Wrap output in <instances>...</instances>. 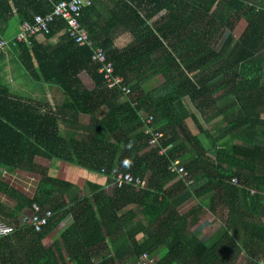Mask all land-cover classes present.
<instances>
[{
  "label": "trees",
  "instance_id": "trees-1",
  "mask_svg": "<svg viewBox=\"0 0 264 264\" xmlns=\"http://www.w3.org/2000/svg\"><path fill=\"white\" fill-rule=\"evenodd\" d=\"M59 1L0 0V34L8 40L14 39L25 20H33L36 14L51 12ZM96 1H109V12L101 22L91 23L86 17L90 16ZM80 21L95 45L108 51L115 73L124 77L131 93L123 94L117 88L108 89L105 86L103 75L99 73L100 64L92 59V50L78 45L68 36L67 23L61 17L55 18L50 31L45 34L49 39L60 33L61 43L57 46L47 50L37 43L36 37L32 38L31 44L11 43L18 61L29 75L37 81L57 85L66 98L57 108L59 111L55 112L47 102L18 95L0 82V192L16 201L10 207L0 199V220L16 224L20 218L31 213L33 203L51 208L55 215L41 231L26 227L12 234L25 235V246L30 250L35 240L42 241L52 232L57 213L63 212L64 216L71 214L75 218L71 229L74 227L85 236L87 227V232H95L98 236L88 246V252L75 255V260L78 264H89L91 258L97 256L91 248L103 241V227L109 235L112 233L111 224H121L117 215L119 200L110 201L100 193L95 195V198L99 195L102 198L97 209L85 201L67 207L63 194L72 184L50 175L49 168L54 157L72 159L56 114L61 118L67 113L93 115L105 103L109 111L101 126L108 129L114 141L96 138V134L88 143L71 137L73 154L77 156L79 165L90 167L87 163H96L94 167L99 171L104 168L111 181L113 169L130 172L142 179L150 171L145 188L128 184L119 187V193H127L132 199L128 201H141L143 205L151 198L150 205H145L142 211L148 219L152 215L154 219H160L157 220L160 223L155 235L158 242L162 237L169 236L166 239L168 251L163 261L181 258L188 262L192 257L197 264H223L222 253L216 246H208L193 238H181L182 229L189 224L188 218L178 216L181 214L176 208L169 209L171 196L176 191L166 189L165 184L177 176L169 169L171 161H178L180 155L188 151L186 141L182 140L177 129L178 123L189 116L183 107L184 97L189 96L201 109L215 104L217 97L213 95L225 90L229 96L235 97L236 102L231 105L229 117L236 115L237 119L242 118L252 125L260 122L257 107L260 97L264 96L261 84L264 60L257 54L264 49V0H92V4L82 10ZM239 24L244 27L235 36L234 31ZM118 28L129 33L132 39L124 46L114 45L113 48L112 34ZM84 71L95 81L93 89L82 87L80 74ZM157 75L163 76V84L144 90L142 83ZM121 95H124V100L118 103ZM179 108L185 116L179 115ZM252 110H255L253 116L250 115ZM143 114L154 116L153 128L163 134V145L168 147L166 155L150 147V136L142 129ZM92 125L90 128L96 133L98 126ZM188 135L193 151L183 166L193 180L190 187L197 196L212 189H221L228 195L229 192L235 194L237 185L232 179L237 176L218 165L237 166L235 157L246 156V153L238 148L207 151L197 136ZM146 148H149L148 152L144 151ZM263 154L260 153V159ZM3 171L11 176L18 171L36 176L38 183L34 194L27 196L9 184L2 178ZM238 181L243 184L240 178ZM93 188L98 189V186ZM88 209L92 218L82 225L79 216L87 215ZM166 211L167 216L163 217ZM176 218L182 222L180 227ZM254 230L264 232V228L258 225ZM9 237H0V251L6 249ZM179 244L184 247L182 253L176 250ZM41 246V249L31 252L40 261L39 264H50L51 258L57 260L52 247L47 248L43 243ZM154 249L142 247L138 255ZM150 255L157 259L155 255ZM109 260L101 259V264H114ZM3 264L6 262L3 261Z\"/></svg>",
  "mask_w": 264,
  "mask_h": 264
},
{
  "label": "crops",
  "instance_id": "crops-1",
  "mask_svg": "<svg viewBox=\"0 0 264 264\" xmlns=\"http://www.w3.org/2000/svg\"><path fill=\"white\" fill-rule=\"evenodd\" d=\"M108 2L96 1L90 16L86 19L91 23L98 20L101 22L104 15L109 12ZM122 30V28H118L112 34L113 48L114 45L121 47L131 41V35L122 32ZM60 36L61 34L57 33L48 39L46 35L41 34L35 39L37 43L49 50L61 43ZM0 37L3 35L0 34ZM262 59L264 60V58ZM80 77L82 87L83 85L88 89L95 87V81L87 72H82ZM0 82L18 95L47 102L55 112L59 111L57 108L65 102L66 96L60 87L37 81L29 75L18 61L14 46L5 47L3 53L0 54ZM163 82L162 75L149 77L142 83V88L148 91ZM261 84L264 86V76ZM213 97H217L215 104L203 106L201 109L192 102L189 96L183 98V107L189 116L182 123H178L177 129L182 140L186 141L188 151L181 154L176 163L184 165L193 151L188 133L197 136L207 151L214 149L231 151L238 148L246 153V156L237 155L235 157L234 160H238L237 166L225 163H219L218 166L228 169L234 176L240 178L243 184L236 186L235 194L229 192L228 195L221 189H212L197 196L195 190L190 187L191 184L182 183L181 178L177 175L165 184L166 189L171 188L176 191L171 196L169 209L176 208L181 214L178 216L188 218L189 224L182 229L181 238L185 240L193 238L208 246H216L222 253L223 264H264V232L263 230H254L257 225L264 228V154L261 159L259 156L261 152H264V96L260 97V101H258L257 112L260 115V122L256 125L245 122L242 118L237 119L236 115L229 117L232 111L231 105L236 103L233 95L229 96L225 90H221ZM123 100L124 95H121L118 103ZM109 104L112 103L109 102ZM108 111L109 107L104 103L93 115L67 113L61 118V115L55 113L62 136L71 150L72 159L54 157L51 161L49 174L72 184L63 194L67 207L85 201L97 209L102 198L101 195L95 198V195L100 193L103 198L110 199V201L119 200L117 215L121 219V224H111L112 233L109 235L103 227V241L95 243L91 250L103 260L111 259L109 261L114 264H137L141 248L147 246L155 248L152 252L146 251L157 257L158 261L155 264H197L192 257L188 262L181 258H174L169 262L163 261L162 258L168 251L166 239L169 236L162 237V240L158 242L155 235L158 223H160L157 221L159 218L154 219L155 216L152 215L148 219L142 211L145 205H150L151 198L144 205L141 201H128L132 200L131 196L127 193H119V187L106 174L94 167L96 163L94 165L87 163L93 167L90 168L79 165L76 160L77 156L73 154L70 142L71 137L88 143L93 134H96V138L114 141L108 129L101 126ZM254 114L255 110H252L250 115ZM179 115L185 116L181 108H179ZM91 123L98 126L96 133L92 130L93 128H90ZM79 129H81L80 132H77ZM144 151L148 152L149 148ZM82 156H85L86 159L85 154L82 153ZM18 173L23 172L18 171ZM24 174L26 173L24 172ZM150 176L151 172L148 171L143 179L147 181ZM93 186H98V189ZM86 212L87 215L79 216L82 225L90 222L92 218L91 211L88 209ZM62 213H57L54 217L55 227L52 232L50 231L51 233L44 236L42 241L35 240L34 247L30 250L27 249L28 246H25L27 243L25 235H10L7 239L6 249L0 251V258H2L0 264L1 262L3 264V261L6 264H39L40 261H37L31 252L41 249V243L47 248L52 247L57 255V260L51 258L50 264H78L75 255L88 252V246L98 236L95 232L94 234L91 231L87 232V227L85 236L81 235L78 229L76 230L74 227L71 229L75 218L71 214L64 216ZM166 216L167 211L163 217ZM175 221L179 227L182 225L178 218ZM92 227L94 228V224ZM115 229L116 231H114ZM183 248V245L179 244L176 250L178 253H182ZM199 262L201 261L199 260Z\"/></svg>",
  "mask_w": 264,
  "mask_h": 264
},
{
  "label": "built area",
  "instance_id": "built-area-1",
  "mask_svg": "<svg viewBox=\"0 0 264 264\" xmlns=\"http://www.w3.org/2000/svg\"><path fill=\"white\" fill-rule=\"evenodd\" d=\"M92 4V0H61L54 4V8L47 14H36L33 20H25L22 23L21 31L12 40L0 37V54L3 53L5 47L11 43L16 45L17 42L32 43V38L38 35H45L50 31V25L56 17L63 18L67 23L66 32L68 36L78 45L87 46L92 50V59L100 64L99 72L103 75L105 86L108 89H119L123 94L131 93V87L124 83V77L115 73L114 62L109 58L108 51L102 46L95 45V42L90 36L89 31L82 25L80 18L82 10ZM144 121L143 131L150 137L149 145L151 148H156L159 154L166 155L168 147L163 145V134L153 128L154 116L152 114H143ZM169 169L175 172L187 184L193 182L189 178V173L183 165H177L176 161H171ZM102 173L106 174L103 168ZM113 182L117 187L133 184L136 188H145L146 180L134 176L130 172H122L113 169L111 172ZM107 175V174H106ZM232 182L240 186L237 177L232 179ZM55 215L51 208H44L37 203H33L31 213L23 216L16 224H9L0 220V237L12 235L19 229L33 227L36 231H41ZM156 258L148 252H143L137 264H153ZM89 264H101V259L98 256H93Z\"/></svg>",
  "mask_w": 264,
  "mask_h": 264
},
{
  "label": "rangeland",
  "instance_id": "rangeland-1",
  "mask_svg": "<svg viewBox=\"0 0 264 264\" xmlns=\"http://www.w3.org/2000/svg\"><path fill=\"white\" fill-rule=\"evenodd\" d=\"M244 24V23H242ZM241 24L237 26V29L234 31V35H238L240 31L242 30ZM217 41H219V37L217 38ZM257 57H262L264 58V49L261 50L258 54ZM81 129H79L77 132H80ZM90 135V133H88ZM2 178L7 181L9 184L12 186L16 187L18 190L26 194L27 196H32L34 194L35 188L38 183V178L36 176H31L27 175L24 173H16L15 175L11 176L9 173L6 171L2 173ZM32 194V195H31ZM0 199H3L4 202H6L10 207L14 206L16 204V201L7 197V195L3 194L0 192Z\"/></svg>",
  "mask_w": 264,
  "mask_h": 264
}]
</instances>
